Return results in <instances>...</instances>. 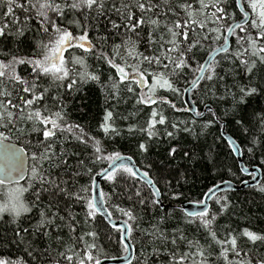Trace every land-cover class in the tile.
Wrapping results in <instances>:
<instances>
[{
    "label": "snow or ice",
    "instance_id": "6c2138e0",
    "mask_svg": "<svg viewBox=\"0 0 264 264\" xmlns=\"http://www.w3.org/2000/svg\"><path fill=\"white\" fill-rule=\"evenodd\" d=\"M214 131L264 164V0H0V264H264L229 181L177 207Z\"/></svg>",
    "mask_w": 264,
    "mask_h": 264
},
{
    "label": "trees",
    "instance_id": "16d2710c",
    "mask_svg": "<svg viewBox=\"0 0 264 264\" xmlns=\"http://www.w3.org/2000/svg\"><path fill=\"white\" fill-rule=\"evenodd\" d=\"M211 53V49L209 48L205 50V52L201 53V55L205 59H207V57ZM191 98L194 104L196 105L197 109L203 111V103L201 102L203 99L202 96L198 93H191ZM96 111L97 109L95 105H93V112ZM180 115L194 118L191 113ZM227 133L230 134V131ZM213 134L217 137L215 149L218 153L219 160L223 161L229 167H231L232 171L222 172L216 175H206L202 179L197 181L195 186L189 185L184 189L188 199H183L181 202H178L177 207L183 205L184 203H189V201H195L196 199L200 198L202 193L206 191L208 186H211L213 183H221L222 179L226 181H232L237 184H241L242 182L249 179V177L245 176L242 173L236 157L230 154V146L227 144L226 140L224 138H220L219 134L215 131ZM119 150L124 155H132L138 167L143 168L145 164L151 162L154 165V168L150 170V175H152L153 177L156 175V169L164 167L162 163L161 154L155 149L151 152L150 156L147 159L142 158L139 154L135 153V151L130 150L127 141L120 142ZM260 160L261 156L259 153H257L255 157H249L247 154L243 156V162L247 167H259L261 169L263 177L260 184H264V164H261ZM102 166L106 167L107 165L104 164ZM142 187L144 188L146 193L149 191L147 185H143ZM101 188L105 192H107L110 189V185H108L105 181H102ZM230 195L233 197L234 200H236L238 204H240L244 208L245 212L248 213L250 217V219L245 220L244 216L241 215L239 219L233 220V226H238L241 228L249 227L256 231H264V198H262L259 193L255 192V188L252 187L242 191H232ZM165 202L167 203V201ZM113 218L120 221L118 214L114 213ZM102 219L103 218L101 217V220ZM134 247L138 252L140 249V244L138 241L134 242ZM120 255H125V253L121 252ZM133 264H137V262L134 260Z\"/></svg>",
    "mask_w": 264,
    "mask_h": 264
},
{
    "label": "water",
    "instance_id": "95a60500",
    "mask_svg": "<svg viewBox=\"0 0 264 264\" xmlns=\"http://www.w3.org/2000/svg\"><path fill=\"white\" fill-rule=\"evenodd\" d=\"M210 55H215V53L212 52ZM184 100L186 101L187 104L191 105L194 109L198 110L196 105L194 104L192 98H191V94L187 95L184 98ZM190 113L194 116V112H190ZM224 135H225V137H227V135H229V134L227 132H225ZM235 157H236V159H237V161L239 163V166H240V169H241L242 173L245 176L249 177V179L246 180L247 183H244L245 182L244 181L241 184H237V183H234L232 181H229L231 183V185H232L233 191H242V190H245L247 188H252V187H254V185L260 184L261 181H262V177H263L261 169L259 167H247L245 165V163L243 162V156L242 157L235 156ZM249 172L253 173V175L255 176V179H253L252 176L249 175ZM97 179H98V182H99V184L101 186V182L103 180L101 178H99V177ZM222 187H223V185H222ZM183 207H185L189 211H192V210L196 209V205L194 203H184ZM119 222L120 221L117 220L118 224H119ZM119 264H126V262L120 261Z\"/></svg>",
    "mask_w": 264,
    "mask_h": 264
}]
</instances>
